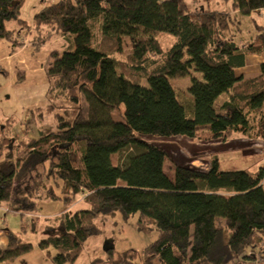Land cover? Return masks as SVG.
I'll return each mask as SVG.
<instances>
[{
  "label": "trees",
  "instance_id": "obj_1",
  "mask_svg": "<svg viewBox=\"0 0 264 264\" xmlns=\"http://www.w3.org/2000/svg\"><path fill=\"white\" fill-rule=\"evenodd\" d=\"M221 1L222 9L214 0H60L30 24L19 18L23 0H0V41L12 52L26 44L7 28L11 19L37 52L54 39L75 41L74 49L52 53L47 70V112L56 128L31 137L35 115L21 137L14 118L0 126V207L24 220L38 216L44 201L65 210L45 218L46 235L36 245L24 237L28 226L9 230L0 264L36 246L55 251L53 264H76L102 234L97 221L118 215L137 217L140 232L158 236L141 253L119 252L108 240L107 264H264V167L224 170L214 156L208 170L175 165L170 178L167 153L144 138L264 141V63L253 78L236 73L250 55L264 53V24L254 16L264 12V0ZM162 33L175 41L162 44ZM123 37L131 51L119 59ZM192 72L202 79L192 77L186 109L170 79ZM80 202L86 207L72 212Z\"/></svg>",
  "mask_w": 264,
  "mask_h": 264
},
{
  "label": "rangeland",
  "instance_id": "obj_2",
  "mask_svg": "<svg viewBox=\"0 0 264 264\" xmlns=\"http://www.w3.org/2000/svg\"><path fill=\"white\" fill-rule=\"evenodd\" d=\"M60 0H23V5L20 10L19 18L33 24L35 14L44 6L56 3ZM217 8H224L227 3L221 0H214ZM193 2V1H192ZM199 4V3H198ZM204 5L205 3H201ZM257 20L264 24V13L254 15ZM6 26L10 30H17L15 37L21 42H25V46L21 49L12 52L11 44L6 40L0 41V126L10 117L17 122L14 127V134L17 137L23 136L27 121L32 115H35V126L30 130L32 137H38V130L49 132L54 130V113L47 112L50 105L48 97V77L47 70L53 63L52 53L58 51L61 53L72 45L75 48L73 37L69 40L54 39L45 44L40 51L36 52L30 42V37H25V32H22L17 25L15 19L6 21ZM161 43L175 41V38L169 34L162 33L158 36ZM129 37L122 38V50L115 57L125 59V56L131 51ZM24 79L19 82L21 76ZM202 79L200 73L192 72V76H187L180 79H170L179 100L187 108H191L193 104L192 96L189 93V87L192 84V77ZM147 85V80L143 81ZM228 99V96L222 95L218 98L216 104L220 105ZM122 106L119 111L113 112L112 117L116 121L122 120L120 113L123 112ZM189 111V110H188ZM189 114V113H188ZM146 141L162 148L168 155L165 162V172L170 177H174L175 165L189 166L196 169L205 170L213 158L215 153L225 152L233 147V143L226 144L223 141H199L184 136L173 138L145 136ZM231 140V139H230ZM255 140V139H251ZM258 140V139H256ZM127 152L113 156V163L118 164L122 161ZM230 154H222L221 159H231ZM236 167V166H234ZM231 168V167H229ZM253 173L254 170H250ZM45 202V201H44ZM43 203V202H42ZM86 205L83 202L72 207L71 211L84 209ZM8 222L14 226L13 231H21L22 226L26 225L27 230L24 237L27 241L36 243L37 239L46 235L44 226L45 218L33 216L36 225L41 228L33 229V224L24 220L23 225L20 216L7 214ZM119 216V217H118ZM114 220H110L101 224L102 234L89 241L82 255L79 257L76 264H92L95 259H100L98 264H107L105 262L104 245L108 240H113L116 250L124 252L128 249H136L140 253L144 251L151 243L157 239V233L144 234L137 228V217H132L129 220H123L121 215H118ZM15 221H12L13 219ZM223 220H218V226L223 225ZM13 227V226H12Z\"/></svg>",
  "mask_w": 264,
  "mask_h": 264
},
{
  "label": "crops",
  "instance_id": "obj_3",
  "mask_svg": "<svg viewBox=\"0 0 264 264\" xmlns=\"http://www.w3.org/2000/svg\"><path fill=\"white\" fill-rule=\"evenodd\" d=\"M262 63H264V53L260 55H250L248 57L247 65L245 67L237 69L236 73L239 76H243L245 79L253 78L259 75L260 64ZM225 143L226 144L233 143L234 145L231 149L225 152H219L213 155V157L219 156L222 169L224 170L241 169V170L255 171L260 167L261 168L264 167V141L251 140L241 136H236L235 138L228 140ZM222 154L223 155L230 154L232 158L223 160L221 159ZM211 160L212 158L210 159V162L205 170H208L210 168ZM41 207H42L41 212L38 215V217H36V219H40L41 217L43 218L53 217L62 213L65 210L63 203L60 201L43 202ZM7 214L20 216L19 214L7 212L5 207H0V247L1 248H6L8 246L7 233L9 230L13 231L15 226L12 225L13 222L11 223V219L8 222ZM15 220L16 219L14 218L12 221ZM25 220L33 224L34 230L41 229L34 222V217L32 218L27 217ZM21 221L23 225L24 219L21 218ZM40 239L41 238L37 239V242ZM37 242L34 244L36 245ZM54 254L55 251L52 248L48 250H41L36 246L34 250H32L30 253L23 255L16 260L10 261L7 264H53L51 261V256H53Z\"/></svg>",
  "mask_w": 264,
  "mask_h": 264
}]
</instances>
